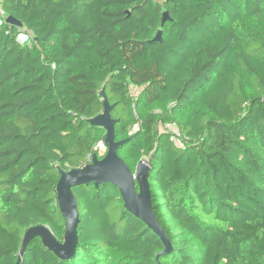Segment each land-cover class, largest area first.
Returning <instances> with one entry per match:
<instances>
[{
  "label": "trees",
  "instance_id": "1",
  "mask_svg": "<svg viewBox=\"0 0 264 264\" xmlns=\"http://www.w3.org/2000/svg\"><path fill=\"white\" fill-rule=\"evenodd\" d=\"M102 88L171 250L114 185L89 183L72 188L73 254L35 237L19 264H264V0H0V264L29 227L63 240L55 186L103 141L88 122Z\"/></svg>",
  "mask_w": 264,
  "mask_h": 264
},
{
  "label": "water",
  "instance_id": "2",
  "mask_svg": "<svg viewBox=\"0 0 264 264\" xmlns=\"http://www.w3.org/2000/svg\"><path fill=\"white\" fill-rule=\"evenodd\" d=\"M171 20L168 12H162V24ZM6 21L20 25L12 16H7ZM162 31L159 29L153 40L162 42ZM102 98V111L90 118L88 122L93 126H100L105 130L103 143L106 146L105 154L98 157L96 153L91 154L89 163L82 167L73 168L68 171H60L55 186L57 205L61 216L65 221L63 240L58 241L50 229L45 225H35L25 230L22 237V245L17 255L15 264H19L23 252L35 237H38L42 245L52 251L60 259H68L74 252L77 243V225L79 213L76 198L72 188L92 183L94 187L106 183L114 185L121 196L126 211L141 219L162 240L165 248L161 253L171 250L165 232L159 224L150 202V191L148 188L149 166L146 159H140L135 165L134 171L118 155V148L126 143L129 138L115 140L114 124L116 120L111 116L113 104H110L104 88L100 91ZM137 185L138 189H136Z\"/></svg>",
  "mask_w": 264,
  "mask_h": 264
},
{
  "label": "built area",
  "instance_id": "3",
  "mask_svg": "<svg viewBox=\"0 0 264 264\" xmlns=\"http://www.w3.org/2000/svg\"><path fill=\"white\" fill-rule=\"evenodd\" d=\"M162 129L163 131L168 132L169 141L180 149H183L188 145L194 144L193 139L189 138L186 134H184V132L181 131L177 126H168L167 128L165 125H163ZM105 151L106 146L104 145L103 141H98V143L93 148V153H96L99 157H102L105 154ZM91 154L87 156V162L90 161Z\"/></svg>",
  "mask_w": 264,
  "mask_h": 264
},
{
  "label": "rangeland",
  "instance_id": "4",
  "mask_svg": "<svg viewBox=\"0 0 264 264\" xmlns=\"http://www.w3.org/2000/svg\"><path fill=\"white\" fill-rule=\"evenodd\" d=\"M139 89H132L131 93L132 95H136ZM137 128V125L133 126L130 132H133Z\"/></svg>",
  "mask_w": 264,
  "mask_h": 264
}]
</instances>
